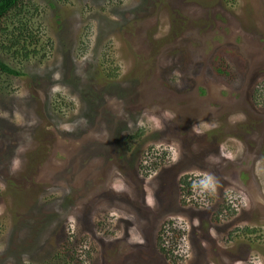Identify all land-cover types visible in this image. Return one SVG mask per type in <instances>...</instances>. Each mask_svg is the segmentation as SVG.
<instances>
[{
	"label": "rangeland",
	"instance_id": "1",
	"mask_svg": "<svg viewBox=\"0 0 264 264\" xmlns=\"http://www.w3.org/2000/svg\"><path fill=\"white\" fill-rule=\"evenodd\" d=\"M0 59V264H264V0H21Z\"/></svg>",
	"mask_w": 264,
	"mask_h": 264
},
{
	"label": "trees",
	"instance_id": "2",
	"mask_svg": "<svg viewBox=\"0 0 264 264\" xmlns=\"http://www.w3.org/2000/svg\"><path fill=\"white\" fill-rule=\"evenodd\" d=\"M20 2L21 0H0V30L2 29L3 19ZM18 42L19 41L13 40L11 42V46L17 45ZM18 48L24 51V44L20 43ZM0 72L1 74H4L6 76L20 75V71L12 68L11 66L3 62L1 59H0ZM261 83H262V86L260 87L261 89L258 90L256 93H254L255 99H256L255 102H264V81H262ZM156 163L158 162L150 161L149 164L146 166V169L151 170L152 168L156 166ZM140 167L141 169H143L144 165H140ZM192 178L193 180H190V178H188V175L187 176L185 175L179 178L177 187L181 193V198H178V201L181 204L185 203V205L187 204V205H192V206L197 207L198 203L196 199L191 197L192 181H194L193 184L196 185L197 188H200L201 184L198 183V181H196L197 178L195 177H192ZM221 192L222 191H220V193ZM203 195H204V199L205 197L206 199H208L205 193H203ZM185 196H188V198H184ZM216 206L214 205L213 207L208 208V210L209 212H212L210 213L211 217H209L211 222L218 224V222L221 221L223 217L228 216V214H231V210L227 206V204L221 205L218 208H215ZM172 224H173V221H170L169 219H166L164 222H162L161 225L158 227V230L156 232L157 237L155 238V241L153 243V245L157 247L156 252L158 256L162 258L161 259L163 261L162 264H179L183 258L182 253H180V242L178 240L180 235L183 234V229H180L178 226L177 228L175 225L174 227H172Z\"/></svg>",
	"mask_w": 264,
	"mask_h": 264
},
{
	"label": "flooded vegetation",
	"instance_id": "3",
	"mask_svg": "<svg viewBox=\"0 0 264 264\" xmlns=\"http://www.w3.org/2000/svg\"><path fill=\"white\" fill-rule=\"evenodd\" d=\"M207 200H210V199L208 198ZM229 205H230V204H229ZM230 207H231V205H230ZM230 210H231V211H234V208L231 207ZM235 210H236V208H235ZM263 213H264V212H263Z\"/></svg>",
	"mask_w": 264,
	"mask_h": 264
}]
</instances>
